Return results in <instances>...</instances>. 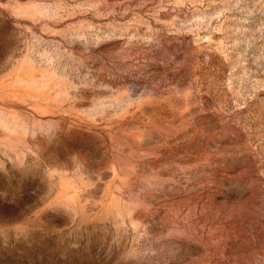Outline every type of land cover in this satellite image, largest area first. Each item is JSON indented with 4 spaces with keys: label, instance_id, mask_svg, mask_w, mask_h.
Instances as JSON below:
<instances>
[{
    "label": "rangeland",
    "instance_id": "374dc122",
    "mask_svg": "<svg viewBox=\"0 0 264 264\" xmlns=\"http://www.w3.org/2000/svg\"><path fill=\"white\" fill-rule=\"evenodd\" d=\"M0 264H264V0H0Z\"/></svg>",
    "mask_w": 264,
    "mask_h": 264
}]
</instances>
